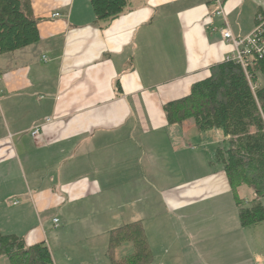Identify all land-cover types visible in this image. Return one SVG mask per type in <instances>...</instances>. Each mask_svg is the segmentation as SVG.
<instances>
[{"label": "crops", "instance_id": "1", "mask_svg": "<svg viewBox=\"0 0 264 264\" xmlns=\"http://www.w3.org/2000/svg\"><path fill=\"white\" fill-rule=\"evenodd\" d=\"M127 1L124 13L102 26L89 0H30L39 41L0 56V230L27 245L47 239L54 264H109L112 211L123 219L118 210L131 205L129 212L151 221L136 194L157 185L168 190L150 226L144 223L151 264H241L245 253L246 264H255L250 256L264 250L263 221L242 226L235 202L215 198L230 189L223 170L190 178V121L169 124L162 108L232 52L220 32L223 18L210 0ZM223 10L240 38L264 16V0H225ZM113 198L122 202H106ZM57 216L82 229L75 251L62 258L45 230ZM247 234L255 245L249 252L236 246ZM131 252L122 244L115 256Z\"/></svg>", "mask_w": 264, "mask_h": 264}, {"label": "trees", "instance_id": "2", "mask_svg": "<svg viewBox=\"0 0 264 264\" xmlns=\"http://www.w3.org/2000/svg\"><path fill=\"white\" fill-rule=\"evenodd\" d=\"M89 2L95 22L102 26L118 18L128 5L127 0ZM37 24L30 0H0V56L38 42ZM246 71L248 77L240 64L223 60L210 67L207 77L193 83L187 95L162 106L169 124L181 125L191 119L199 132L221 129L223 139L214 156L223 167L242 226L264 221V55L252 58ZM115 86L120 92L118 80ZM250 190V205L246 206L244 199ZM107 239L109 264L153 261L140 220L109 229ZM124 243L131 244L132 252L117 258L115 251ZM0 257L8 264H54L45 242L27 245L23 236L1 230Z\"/></svg>", "mask_w": 264, "mask_h": 264}, {"label": "rangeland", "instance_id": "3", "mask_svg": "<svg viewBox=\"0 0 264 264\" xmlns=\"http://www.w3.org/2000/svg\"><path fill=\"white\" fill-rule=\"evenodd\" d=\"M186 121H190L191 124V130L189 132H186L185 135L188 138V148L191 150V153L186 155L185 161L186 163H189L192 171H191V175L190 178L193 177H198L204 173H210L212 172L213 174L215 173H219L220 170H223V167L220 163H217L215 160V148L218 145V143H220L222 141V131L221 129H211L208 130L202 134H200V132H198L196 130V127L194 125L193 120L189 119ZM185 124H188L187 122ZM222 176V180L223 182H225L228 186V180L226 178L225 172L223 170V172L221 173ZM215 178H221L218 174L214 177ZM230 188V186H229ZM168 189L164 188L163 186H157L155 185L154 187H149L146 186L144 187V189L139 190L140 192H138L136 194V197H140V200L137 203L138 209L142 210V212L144 213V215L147 217V219H150L152 221L153 218V212L155 211V213H157L158 208L161 207V205L159 203H156L157 201H162V192H166ZM243 192V191H242ZM247 192V191H245ZM113 196L114 198L117 196V192L114 193L113 191ZM252 196V191H248V194L246 195L244 201H245V205H249L250 199ZM111 199V200H106L107 203H110L111 205H117V203H120L122 201H119L120 199ZM215 198H221L222 200H229V202H233L234 203V198L232 196V192L229 189V191H227V193H224L223 195H219L218 197ZM152 203V204H151ZM262 203L264 206V198H262ZM105 205V204H104ZM151 205V206H150ZM135 206V208L137 207ZM68 209V208H65ZM134 207L131 205L122 207V210H118V212H123V219L118 217L119 215L116 213L115 210L112 211V224H111V228L116 227L117 225L123 224L125 222H129V221H133V220H140L143 219V215L142 214H137L136 212H129V210H133ZM80 209H76L74 208L73 211H71V209H69V214H72L74 217H76L75 214H78ZM92 211H95V209L92 208ZM67 212V211H66ZM126 212V214L124 215V213ZM159 212V211H158ZM53 212L51 211L49 214H52ZM94 213V212H92ZM163 213V210L160 212ZM136 214V217H135ZM57 214L55 213V216ZM117 215V217H116ZM162 215V217H163ZM52 217L49 218V220L46 223V227L45 230L47 232V235L49 237V239L52 242V246L54 249V254L59 255L57 257H61L62 258V253L64 252L63 255H67V254H72L75 250H71V247L76 246L77 244V240H79V237L81 236V228L77 227L75 228L74 223L76 222H72L70 223L68 226H63L62 222H61V218L60 216H57L58 220H60L59 224L54 225V221H52ZM77 217H79V219H81V217H83L81 214H79ZM135 217V218H134ZM117 218V219H116ZM165 218V217H163ZM56 219V218H55ZM76 218H73V220H75ZM84 219V218H83ZM90 218L85 217V219L83 220L84 224L88 223H92L91 220H89ZM151 221L148 222H142L143 225L144 223H147L150 226ZM154 221V220H153ZM264 224V221L262 222ZM81 227V226H80ZM111 228H107L108 230ZM107 231V230H106ZM66 236L68 238H71V240L69 241V243L66 245ZM246 239H242V244L238 241L237 242V247L238 248H243L245 246H247L248 248V252L251 249L255 248V245L252 243V238L250 237L249 234L246 235ZM261 240H264L262 237H259ZM104 244L106 243V239H102ZM235 241V239H234ZM48 243L47 239L46 242ZM126 244V246H131V244L129 243H124ZM129 244V245H128ZM55 247V248H54ZM66 247H68L66 249ZM123 248V247H122ZM226 249H233L235 248V245H225ZM264 249V247H262ZM244 249V248H243ZM62 252V253H61ZM118 252V251H117ZM61 253V254H60ZM83 253V251H82ZM52 254H53V250H52ZM118 255H120V252L117 253ZM116 254V255H117ZM249 256L248 253L245 254H240V262L241 264H246V262H248L246 260V258ZM251 259H253L255 264H264V250L261 252V256H257L254 254V256H250Z\"/></svg>", "mask_w": 264, "mask_h": 264}, {"label": "built area", "instance_id": "4", "mask_svg": "<svg viewBox=\"0 0 264 264\" xmlns=\"http://www.w3.org/2000/svg\"><path fill=\"white\" fill-rule=\"evenodd\" d=\"M214 2L216 4L214 13L218 16H221L224 21V27L220 30L222 38L225 41L230 42L233 47L232 52L225 56L224 60L234 61L240 64L248 77L246 70L251 59L255 56L261 57L262 55H264V16L257 15L254 28L244 37L237 38L232 34L228 26L221 0H214ZM52 16L59 17L60 14L57 12L52 14ZM253 87L254 86H252V89ZM1 94L2 90L0 89V96ZM50 121L51 118L47 117L45 118L44 123ZM42 126L43 123L35 126L31 131L32 136L38 135L39 130ZM54 221L57 222V219H54Z\"/></svg>", "mask_w": 264, "mask_h": 264}]
</instances>
